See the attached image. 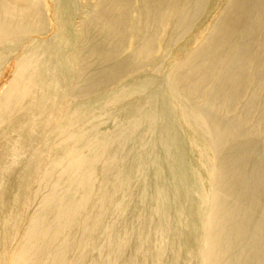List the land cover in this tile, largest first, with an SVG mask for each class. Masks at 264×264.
<instances>
[{"label": "bare ground", "instance_id": "bare-ground-1", "mask_svg": "<svg viewBox=\"0 0 264 264\" xmlns=\"http://www.w3.org/2000/svg\"><path fill=\"white\" fill-rule=\"evenodd\" d=\"M205 5L0 0V264H264V0Z\"/></svg>", "mask_w": 264, "mask_h": 264}, {"label": "rangeland", "instance_id": "rangeland-1", "mask_svg": "<svg viewBox=\"0 0 264 264\" xmlns=\"http://www.w3.org/2000/svg\"><path fill=\"white\" fill-rule=\"evenodd\" d=\"M45 1L46 0H42V2H45ZM226 1L227 0H208V1L206 0L204 12L197 19V22H196V25H197V47L200 43H202L203 40H205L206 34L208 35L210 33V31H211L210 25H211L213 19L215 18V16H218L220 14V12L224 9L223 7H225ZM174 61H175V59H174ZM148 69L152 70V66H149ZM73 84L75 85L76 82ZM66 100H69L71 103V106H73L74 99L72 97L71 98L67 97ZM57 116H59V118L63 116V112L61 111V108L57 112ZM59 118L55 122L56 125L60 124V122H61L60 121L61 119H59ZM45 156H48V153H46ZM27 210H28V208H26V211Z\"/></svg>", "mask_w": 264, "mask_h": 264}]
</instances>
